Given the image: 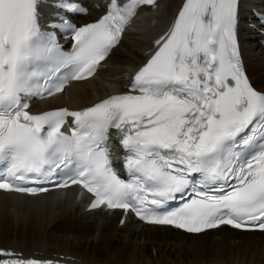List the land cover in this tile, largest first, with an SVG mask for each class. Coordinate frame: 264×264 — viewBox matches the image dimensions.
<instances>
[{"label": "snow or ice", "instance_id": "1", "mask_svg": "<svg viewBox=\"0 0 264 264\" xmlns=\"http://www.w3.org/2000/svg\"><path fill=\"white\" fill-rule=\"evenodd\" d=\"M42 4L0 0V190L39 195L50 190L37 186L44 182L76 185L93 195L90 209L131 212L152 225L264 232V91L242 61L240 0H184L128 92L34 114L31 98L92 76L138 10L158 6L110 0L101 18L77 26L69 14L87 9L60 0L63 22L50 27L71 40L65 51L41 25ZM110 129L127 179L113 166ZM0 264L60 262L0 249Z\"/></svg>", "mask_w": 264, "mask_h": 264}, {"label": "bare ground", "instance_id": "2", "mask_svg": "<svg viewBox=\"0 0 264 264\" xmlns=\"http://www.w3.org/2000/svg\"><path fill=\"white\" fill-rule=\"evenodd\" d=\"M180 1L173 0L172 4ZM95 16L96 13L91 12L84 17ZM145 29L153 31L157 25ZM160 29L154 33L145 30V38L135 39L130 44L123 58L127 66L143 57ZM113 56L111 52L107 60ZM246 66L253 81L264 87L263 65L248 59ZM104 70L100 68L89 79L71 82L65 93L40 101V107L89 104L121 88L120 80L114 81L106 74L102 77ZM88 200L89 196L77 186L39 195L0 191V247L29 255H69L85 264H205L216 261L264 264L262 231H244L224 225L201 234H190L171 226L144 224L131 215L125 217L124 224L117 226L120 210L101 212L96 209L85 213L83 207Z\"/></svg>", "mask_w": 264, "mask_h": 264}, {"label": "rangeland", "instance_id": "3", "mask_svg": "<svg viewBox=\"0 0 264 264\" xmlns=\"http://www.w3.org/2000/svg\"><path fill=\"white\" fill-rule=\"evenodd\" d=\"M138 26H135V29H137ZM135 35H134V32H131L130 34H128V36L126 37V42L124 41V44H122V46H120L118 48V50H116V52H114V56L109 60V64L108 65H111V66H116L118 68H122L123 65L125 64L124 62V54H127V45L129 41H132L134 39ZM245 46L246 48L248 49V56L250 57V59L252 61H255L256 60L258 62H260L263 67H264V46L263 45H259V44H256V42H253V41H248L245 43ZM123 61V62H122ZM112 77L114 78H120L122 75H123V72L121 73H113V74H110ZM105 75H103L102 77H104ZM259 86H261L263 89L264 87L260 84H257Z\"/></svg>", "mask_w": 264, "mask_h": 264}]
</instances>
